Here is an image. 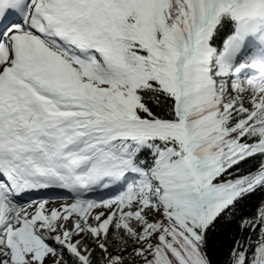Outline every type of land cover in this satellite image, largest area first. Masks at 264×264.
<instances>
[{
	"label": "snow or ice",
	"instance_id": "6c2138e0",
	"mask_svg": "<svg viewBox=\"0 0 264 264\" xmlns=\"http://www.w3.org/2000/svg\"><path fill=\"white\" fill-rule=\"evenodd\" d=\"M0 264H264V0H0Z\"/></svg>",
	"mask_w": 264,
	"mask_h": 264
}]
</instances>
